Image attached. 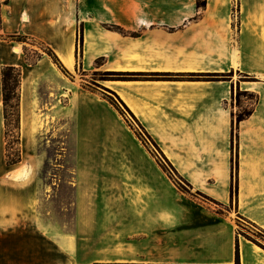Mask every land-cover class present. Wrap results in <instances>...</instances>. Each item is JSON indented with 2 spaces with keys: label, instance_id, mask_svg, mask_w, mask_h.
Masks as SVG:
<instances>
[{
  "label": "crops",
  "instance_id": "obj_1",
  "mask_svg": "<svg viewBox=\"0 0 264 264\" xmlns=\"http://www.w3.org/2000/svg\"><path fill=\"white\" fill-rule=\"evenodd\" d=\"M0 1V264H70V184L78 247L95 261L235 264L238 245L240 264H264L236 218L264 233V0ZM12 34L48 50L29 48L31 63ZM6 65L22 71L13 164ZM237 90L255 98L239 121ZM111 96L208 200L178 187Z\"/></svg>",
  "mask_w": 264,
  "mask_h": 264
},
{
  "label": "rangeland",
  "instance_id": "obj_2",
  "mask_svg": "<svg viewBox=\"0 0 264 264\" xmlns=\"http://www.w3.org/2000/svg\"><path fill=\"white\" fill-rule=\"evenodd\" d=\"M1 2V1H0ZM80 43V42H79ZM25 44L27 46V56L31 59L35 58V52L32 51V49L29 48H33V49H37V50H44L47 51V47L45 44H43L41 41L39 40H35V39H27V41H25ZM33 45V46H31ZM35 46V47H34ZM40 48V49H39ZM99 78H105V74L101 72H95L92 73L88 76V79H99ZM245 90H241V92H239V90L236 91L235 93V102L239 101V104L241 105L240 110H237V113H239L240 111H243L246 107H251L250 104L253 103L254 101V96L250 95L248 92H242ZM113 101L121 110L123 116L125 117L127 123L129 124V126H131L132 128H134L137 132V134H139V137L147 142L150 146V148L153 150V152L160 158V160L163 161L166 171L167 173L171 176V178L174 179L175 183L178 185L179 188H181V190L185 193H191V194H195L196 196H198L201 199L204 200H208L204 195L200 194V193H196V191H194L190 185L183 179L181 178L174 170L173 168L166 162H164L162 156L159 154V152L156 150L155 146L151 143V141L148 139L146 133L144 132V130L141 128V126L135 121V119L128 113V111L125 109V107L113 96H111ZM12 103H14V100H12ZM245 111V110H244ZM46 120L39 118L38 119V124L39 127H44L46 125ZM10 141L14 140L19 133V129L16 127V124H11L10 127ZM13 135V136H12ZM17 144L12 145L10 152L13 154L16 153L17 151ZM57 143L54 144L53 148H49V151H45V149L43 150L44 154L47 155L49 162L47 164V166L44 168V173L47 175H51L55 173V169H53V158H56V149H57ZM72 152V149H71ZM22 155V154H21ZM70 158H72V153L70 155ZM67 166H70V169H72L73 165L72 163H66ZM65 174V173H64ZM70 175L72 176V170L70 172ZM49 187V186H48ZM64 188L67 189V191L69 192L70 195V210H69V219H70V264H124V263H106V262H100V261H95V259L97 258L96 255V251L94 248H79L78 247V233H77V218H76V210H75V193H74V189L72 188V185L70 184L68 187H66V185H64ZM237 220H238V225L241 227V229L246 232L247 234H250L251 236H254V238H258V240H261L262 242H264V233L262 231H260L257 227H255L252 223H250L249 221L243 219L239 214H237Z\"/></svg>",
  "mask_w": 264,
  "mask_h": 264
},
{
  "label": "trees",
  "instance_id": "obj_3",
  "mask_svg": "<svg viewBox=\"0 0 264 264\" xmlns=\"http://www.w3.org/2000/svg\"><path fill=\"white\" fill-rule=\"evenodd\" d=\"M1 5V2H0ZM207 5V0H197V6L198 8H204ZM0 22H1V15H0ZM112 27L116 28L117 30L126 33V30L118 25H112ZM10 38L18 40V41H27L28 36L22 35V34H12L9 35ZM83 41V33L81 31L79 35V42L82 43ZM40 57V53L35 51V58L31 59L27 56V59L31 63H35L37 59ZM21 68L13 65H6L2 68V82H3V101H4V109H5V119H6V137H7V162L9 164L17 163L22 159L21 156V149H20V132L18 133V136L10 141V125L16 124V127L19 129L20 127V85H21ZM241 92V90H239ZM242 92H248L250 95L254 96L253 93L249 91H242ZM12 100H14V103H12ZM239 103V101H238ZM245 110V111H244ZM243 111H240L237 113V121L245 118L249 114H251L253 107H246ZM13 136V135H12ZM18 145L17 151L15 154L12 155L10 152V149L12 145ZM252 240H254L256 243L264 247V244L261 243L259 240H257L254 237H250ZM98 264V263H96ZM124 264H131V263H124ZM235 264H240V258H239V248L237 245L236 249V259Z\"/></svg>",
  "mask_w": 264,
  "mask_h": 264
},
{
  "label": "bare ground",
  "instance_id": "obj_4",
  "mask_svg": "<svg viewBox=\"0 0 264 264\" xmlns=\"http://www.w3.org/2000/svg\"><path fill=\"white\" fill-rule=\"evenodd\" d=\"M15 52H19L20 51V46H17L14 48Z\"/></svg>",
  "mask_w": 264,
  "mask_h": 264
}]
</instances>
